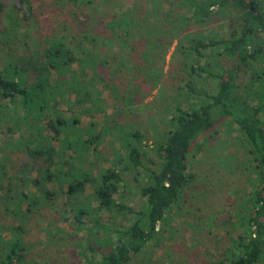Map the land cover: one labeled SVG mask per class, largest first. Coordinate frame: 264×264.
I'll return each instance as SVG.
<instances>
[{"label": "trees", "instance_id": "1", "mask_svg": "<svg viewBox=\"0 0 264 264\" xmlns=\"http://www.w3.org/2000/svg\"><path fill=\"white\" fill-rule=\"evenodd\" d=\"M70 1L87 8L77 32L61 31L42 42L40 57L28 67L15 62L0 70V122L11 120L26 130L17 143L0 145V209L11 220L0 223V264H51L46 258L37 263L30 257L32 246L24 235L28 223L41 218V210L58 196L64 202L62 211L68 208L77 231L84 232L76 243L85 242L80 255L88 264L147 263L139 257L146 258L148 248L159 245L174 211L180 213L186 206L194 213L182 229L191 231V240L205 253L196 264L264 263V0H133L130 8L119 9L110 18L101 16L100 10L117 0ZM3 8L0 0V15ZM218 16L230 20L227 35L206 36L204 30L210 34L209 26L220 21ZM226 27L224 22L219 25ZM174 42L170 55L174 68L167 76L169 83H163L162 64ZM110 59L132 75L135 85L130 91L121 92L115 81L104 77ZM164 85L171 90L164 95L168 131L156 137L155 157L144 148L145 134L135 125L118 124L125 135V154L117 151L114 157L119 166L98 174L82 170L81 164L93 161L86 156L99 154L103 140L94 122L84 131L87 137L79 128L80 116L104 112L99 87L109 88L116 102L121 100L130 110L141 103L143 94ZM10 107L13 119L5 113ZM221 122L227 134L232 130L239 134V148L247 159V165L244 158L235 164L231 182L240 184L242 171L250 168L256 185L235 222L221 219V224L240 231L222 241L210 231L215 219L210 226L211 217L191 205L198 175L189 162L209 145L216 134L213 127ZM6 130L14 133L10 126ZM201 137L203 142L197 143ZM14 153L25 160L15 162L11 174L8 164ZM124 176L136 183L139 207L123 200V190L130 188ZM87 187L92 189L93 208L83 203ZM209 188L215 193L214 184ZM93 212L105 213L111 221L102 222ZM211 238L215 245L209 251Z\"/></svg>", "mask_w": 264, "mask_h": 264}, {"label": "rangeland", "instance_id": "2", "mask_svg": "<svg viewBox=\"0 0 264 264\" xmlns=\"http://www.w3.org/2000/svg\"><path fill=\"white\" fill-rule=\"evenodd\" d=\"M1 1L4 8L0 15V70L4 69L10 63L22 62V67H28L30 61L36 62L39 51L43 46L42 42L44 44V41L56 35L59 36L61 31L63 33H68L69 31L72 33L77 32V26L84 25L87 12V8L82 7L81 3L76 2L75 4L74 1L70 0ZM132 1L117 0L113 6L108 8L103 7L100 10L101 16L110 18L119 9L127 10L130 8ZM219 19L220 21L218 23L216 21L210 24V34H207V31L204 30L206 36H211L215 32L219 35H227L228 27H226V22L230 20L226 16L224 20ZM222 22L225 23L226 28L224 29L219 28ZM175 43H173L165 57L166 61L162 64V73L165 76L163 83H169L170 79L167 76L172 74L174 68L171 66L172 60L170 55L174 51ZM174 53L177 59V51ZM113 62H115L113 59L107 62L102 72L104 77L108 80L111 79L113 81L112 83L115 81L116 88L121 92L129 90L131 87L133 88L135 84L131 81L132 75L128 72L127 68L117 66ZM253 66L254 68H259L260 65L254 63ZM243 79H246V76ZM27 81L28 83H32V77L27 78ZM99 88L102 91L101 107L104 112L94 114L92 118L80 116L79 128L83 132L85 129L87 131L88 123L92 121L95 123V131L101 132L100 134L103 136V140L97 148L99 154L86 156L87 159L93 161L91 163L85 161L81 164V169H89L94 174H98L107 168L119 166L114 157L117 151L125 154V150L122 149L125 135L118 129V124L135 125L136 130L145 134L144 144L146 146L144 148L151 156L155 157L153 150L155 139L158 135L163 136L168 131L166 125L168 118L166 110L167 101H165L164 96L167 89L169 90L168 93L171 91L168 85H164L162 88H156L149 92V94H143L141 103L136 104L130 110L126 106V103L122 104L121 100L118 99L119 101L116 102L117 100H115L109 88ZM168 99V101L171 100L170 97ZM0 107H3V104ZM16 108L18 111L19 106L17 105ZM60 109L64 112L65 116H70L64 110L63 105L60 106ZM118 110L121 111L118 112ZM5 113L12 119L16 116L13 114L12 107L7 112L5 111ZM7 126H10L14 130L13 134H7ZM225 128L223 122L217 123L212 129L216 134L211 138L209 145L203 146L202 151L189 160L193 166V171L198 175L197 187L190 194L192 198L191 205H193L195 211L204 214L205 217H211V220H209L210 226L213 221L212 219H215L216 222L212 225L210 231L213 234H218L221 241L223 239L226 240L227 237L231 238L240 234L239 229H234L231 225L221 224L220 222L225 217H229L235 222L238 211L241 214L243 212L242 205L244 199L250 197L256 186L254 181L255 174L250 168L242 171V177L239 181L240 184H233L231 182L232 177L235 175V164L237 165L240 159L244 158L245 160V156L239 148V144L241 143L239 134L233 130L227 134ZM20 135L23 137L26 135V130L23 125H15L11 120L0 122V145L17 143L21 138ZM83 137H87L86 132L83 133ZM203 138L201 137L197 143H202ZM53 145L55 148L58 147V143L55 140L53 141ZM190 153L193 155L192 150ZM16 156L21 157L18 158ZM12 158V163L10 162L11 164H8V169L11 174H13L12 169H10L11 166L15 162L16 165L20 164L22 162L21 158L24 161L25 156L23 157L22 154L14 153ZM244 163L247 165V159ZM124 178L126 183L130 185L128 190L124 189L122 192L124 202L129 206L139 207L141 199L135 191L136 183L133 182L130 176H124ZM138 179L141 181V177ZM213 184L215 185V193L212 192L210 194L208 191L210 189L209 186ZM47 186L51 190H56L55 184L52 186L49 184ZM223 186L228 188L225 189ZM32 190L31 188L28 189V191ZM53 201L41 210V218H33L26 226L27 233L24 235V239L30 247L32 246L30 248V257L37 263L43 262L42 260L46 258L51 264H88L87 258L84 259L80 255V249L84 246L85 242L82 241L81 244L76 243L83 239L84 232L77 231L72 222V213L68 208L62 211L61 204L64 203L63 199L58 196ZM83 203L90 208L95 207L96 204L92 196L91 187L86 188ZM193 213L191 206H186L180 213L174 211L173 220L170 221V227L162 232V239H160L159 245L149 247L148 249L150 250L147 251L146 258H143L142 255L139 257L144 261L147 259V263L143 262V264H196L205 255V253L202 254L199 245L191 240V231L182 229V223ZM95 215L99 216L102 222L108 223L111 221V218L105 213L101 212L98 215L93 212L92 216ZM0 223H11V220L8 221V218L1 213V209ZM206 225L208 226V222H206ZM171 232L172 237L170 238ZM207 245H209L207 250L211 251V247L215 245V239L212 240L211 238V241L207 242ZM93 258L97 260L98 256L95 255Z\"/></svg>", "mask_w": 264, "mask_h": 264}]
</instances>
